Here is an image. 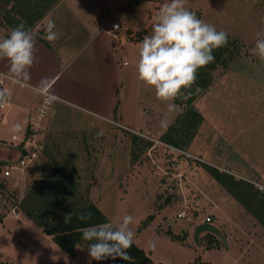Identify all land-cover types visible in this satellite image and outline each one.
<instances>
[{
	"label": "rangeland",
	"instance_id": "rangeland-1",
	"mask_svg": "<svg viewBox=\"0 0 264 264\" xmlns=\"http://www.w3.org/2000/svg\"><path fill=\"white\" fill-rule=\"evenodd\" d=\"M167 2L61 0L46 15L55 27L65 18L70 29H80L77 22L84 20L88 36L99 33L83 44L80 36L71 41L74 48L67 51L66 62L56 65L60 74L52 85L63 100L47 109L44 120L33 118L42 100L26 88L27 101L34 99L36 107L25 122L20 124L19 112L5 115L7 104L0 111V264H110L91 261L81 247L69 257L22 213L12 217V202L41 175L43 164L75 169L79 191L87 188L89 200L108 223L117 225L131 215L132 244L151 264H264L263 228L199 165L264 185V63L253 51L257 33L264 31V0H185L186 8L228 33L241 49L227 69L212 72L211 85L194 101L203 122L184 151L158 142L183 106L169 111L168 102L158 100L136 71L140 44ZM41 21L32 30L36 39L45 34ZM9 35L10 30L0 28V40ZM40 58L33 65L37 71L48 62ZM14 101L16 97L10 103L22 107ZM16 125L19 130L13 131ZM29 132L47 157L41 151L23 175L16 171L3 177L5 164L18 158L17 142ZM131 135L152 143L132 166ZM207 216L226 247H211L206 233L195 244V226Z\"/></svg>",
	"mask_w": 264,
	"mask_h": 264
},
{
	"label": "clouds",
	"instance_id": "clouds-1",
	"mask_svg": "<svg viewBox=\"0 0 264 264\" xmlns=\"http://www.w3.org/2000/svg\"><path fill=\"white\" fill-rule=\"evenodd\" d=\"M185 0H168L155 17L151 35L142 40L136 65L137 78L146 87L155 90V96L162 102H168V110L175 111L176 99H186L192 93L197 81V72L214 62V50L228 43V33L217 31L213 25L199 19L194 11L185 6ZM264 24V18H261ZM55 22L49 19L46 25V38L51 42L58 38L54 31ZM37 34L20 23L10 30V35L0 40V60H7V73L13 85L29 87L30 91L43 97L45 106L60 102L52 91V84L42 78L36 85H29L30 69L36 62L35 43ZM254 54L264 63V31L257 33ZM201 89L195 88L199 93ZM11 100L9 89L0 90V104ZM19 125L13 131L19 130ZM77 219L86 222L91 213L81 212ZM71 220V213L64 218V223ZM131 215H125L119 224L102 223L86 227L81 238L89 242L87 251L91 261L103 262L119 258L131 261L127 249L132 246L135 236L129 225ZM152 246V245H150Z\"/></svg>",
	"mask_w": 264,
	"mask_h": 264
},
{
	"label": "trees",
	"instance_id": "trees-1",
	"mask_svg": "<svg viewBox=\"0 0 264 264\" xmlns=\"http://www.w3.org/2000/svg\"><path fill=\"white\" fill-rule=\"evenodd\" d=\"M61 0H0V28L11 30L20 23L33 30L41 19ZM240 46L235 40L228 38L226 46L213 52L214 62L202 67L197 72V81L186 99H176L174 103L183 106L172 123L159 136L158 142L170 148L184 151L194 138L203 118L194 107V101L204 93L212 83V72L217 69L225 70L239 56ZM199 87L201 91L195 92ZM152 143L135 135L130 136L129 165L140 161ZM46 150L43 156L47 157ZM216 184L232 198L242 209L264 230V194H260L244 180L234 179L225 172H218L214 167L199 163ZM38 178L32 179L24 189L19 200L12 202L16 212L22 213L37 226L42 234L51 240L67 255L72 256L75 247L87 251V244L81 238V233L88 226L108 223L96 209L87 196V188L79 191V182L75 169L64 170L53 164L52 167L42 165ZM1 189V186H0ZM81 212L91 213V219L82 222L77 219ZM71 213V220L64 223V218ZM1 219V217H0ZM211 247L219 246L220 242L213 236ZM88 252V251H87ZM131 261L119 258L108 260L110 264H151L143 251L132 244L127 249Z\"/></svg>",
	"mask_w": 264,
	"mask_h": 264
},
{
	"label": "crops",
	"instance_id": "crops-1",
	"mask_svg": "<svg viewBox=\"0 0 264 264\" xmlns=\"http://www.w3.org/2000/svg\"><path fill=\"white\" fill-rule=\"evenodd\" d=\"M56 6H57V4L54 7H56ZM50 11L48 13H50ZM46 15L42 18V21L40 23L43 28L45 27V34H43L40 39H36L34 55L36 58L41 57L40 59H42L43 62L45 61V59L48 58V62H46V64L44 65V69H42V70L37 71L36 68H33L34 66H32V68L29 70L31 73V80L28 81L27 83L29 85H33V86L36 85L42 78H46L47 81L53 85L54 79L56 77H58V74H60V69H59V73H57V71H56V65L59 64L61 61L63 63L66 62L68 60V57L65 56L67 51L70 52L74 48V47H72L73 43L71 41H73V39H75L77 36L78 37L80 36V39H82V40H79L78 42L83 44L85 42V40H90L91 36H94V34L99 33L98 30L97 31L94 30L93 33L88 36L87 33L89 31V28L88 27L86 28V24L84 23V20H82V21L80 20L77 22V26H79L80 29L79 28L74 29L75 25L73 26V29H70V24H68L66 22V20H64L65 19L64 18L63 20H59L58 26L55 27V29H54V31L58 34V38L55 39L54 41L50 42L46 38V25H47L46 21H47V19L49 21V18ZM48 21H47V23H48ZM67 28H69V29H67ZM75 33H76V35H74ZM0 69L5 74L8 73L9 64H8V61L6 59L0 61ZM61 83H66V82L64 80ZM24 88H26L27 90L30 91L29 87H27V86L22 87L20 85L9 84L8 89L11 91V99L16 97L17 102H15V101L14 102L20 103L22 105V107L12 105L9 101L7 103V105H9L10 108L8 107L9 109L7 108V112H5V115H11L12 113L18 114V112L20 114H22L23 119L21 120L20 124H22L23 121L25 122L27 120L28 113L30 111L33 112L34 108L36 107V104H34L35 103L34 99H32L31 103H29L27 101V98L25 97L27 90H24ZM23 91H24V93H23ZM52 91H54V93L58 97L62 96L60 94V92L58 91V89H56V87H54V86L52 87ZM23 98H25V100ZM34 98L37 99V96H35ZM60 100H63V99L61 98ZM254 171L257 172L256 170H254ZM209 207L214 208V205L209 206ZM206 212L209 215H211L210 214L211 212H208V211H206ZM45 237H49V236H45Z\"/></svg>",
	"mask_w": 264,
	"mask_h": 264
},
{
	"label": "built area",
	"instance_id": "built-area-1",
	"mask_svg": "<svg viewBox=\"0 0 264 264\" xmlns=\"http://www.w3.org/2000/svg\"><path fill=\"white\" fill-rule=\"evenodd\" d=\"M112 30H117V26L113 25L111 27ZM4 80L6 81L7 85L8 84H12L10 79H8L7 75L3 74L0 72V90L2 89H8L7 85H4ZM7 88H6V87ZM41 98L42 101H40V104L38 105L36 111H34V115L33 118H36L41 120L47 116L48 114V110L50 109V106H45L43 104V98L41 96H39ZM8 102H5L3 104H0V111L4 108V105H6ZM48 109V110H47ZM31 122V121H30ZM32 125L36 126L39 128L38 123H34L31 122ZM30 132L28 134H25L26 136H24L21 140H19L16 144L17 146V151H18V158L14 161V163H4V170L2 171V176L3 177H9L11 172H16L18 171L19 173H21L22 175L24 174V172L30 168L31 166H33L34 161L37 160V158L41 155V151L42 150V145L39 142V140H35L32 138L31 135H29ZM16 138L12 137L11 141H15ZM166 147H169L165 144H163ZM245 181V180H244ZM248 184H250L253 189H255L257 192H259L260 194H264V185L259 183L258 181L254 182V181H246ZM10 214L12 215V217L16 218L17 217V212L15 208H12L10 210ZM202 223L205 224H211V218L210 217H205L202 221Z\"/></svg>",
	"mask_w": 264,
	"mask_h": 264
},
{
	"label": "water",
	"instance_id": "water-1",
	"mask_svg": "<svg viewBox=\"0 0 264 264\" xmlns=\"http://www.w3.org/2000/svg\"><path fill=\"white\" fill-rule=\"evenodd\" d=\"M206 233L215 237L224 247H226L225 238L221 232L210 224L199 223L195 226L193 240L197 244L199 234Z\"/></svg>",
	"mask_w": 264,
	"mask_h": 264
}]
</instances>
